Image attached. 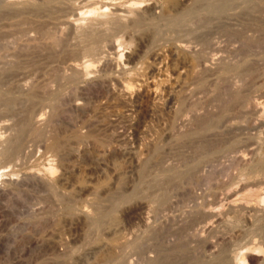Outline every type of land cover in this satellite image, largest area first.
Listing matches in <instances>:
<instances>
[{
	"label": "rangeland",
	"instance_id": "rangeland-1",
	"mask_svg": "<svg viewBox=\"0 0 264 264\" xmlns=\"http://www.w3.org/2000/svg\"><path fill=\"white\" fill-rule=\"evenodd\" d=\"M11 1L0 2V141L19 149L0 155V264H112L114 253L181 264L196 235L264 258V224L229 213L225 197L257 203L258 190L264 205V164L253 173L264 154V0ZM182 43L190 49L176 56ZM73 62L87 70L74 74ZM48 169L55 186L41 182Z\"/></svg>",
	"mask_w": 264,
	"mask_h": 264
},
{
	"label": "bare ground",
	"instance_id": "bare-ground-1",
	"mask_svg": "<svg viewBox=\"0 0 264 264\" xmlns=\"http://www.w3.org/2000/svg\"><path fill=\"white\" fill-rule=\"evenodd\" d=\"M25 1V0H24ZM23 1V2H24ZM27 1V0H26ZM25 1V2H26ZM34 1V0H33ZM32 1V2H33ZM64 1V0H63ZM66 1H68V0H66ZM73 1V0H72ZM167 4L166 5H168V6H170V7H172L171 5H173V0H164ZM207 1V0H206ZM0 2H1V0H0ZM17 2V0L14 2V1H11V2H9V5L12 3V5H14L13 3H16ZM29 2H31V1H29L28 0V3ZM37 2V1H36ZM35 2V3H36ZM40 1L38 0V3H39ZM51 2V1H50ZM69 2V1H68ZM74 2H75V0H74ZM74 2H71L72 4L74 3ZM175 2V1H174ZM18 3V2H17ZM16 3V4H17ZM22 2H20L19 4H21ZM34 3V2H33ZM41 3V2H40ZM42 3H43V1H42ZM132 3V2H131ZM18 4V5H19ZM22 4H24V3H22ZM71 4V5H72ZM137 4V3H136ZM150 4V3H149ZM199 4V3H198ZM27 5H30V4H27ZM34 5V4H33ZM68 5V4H67ZM192 5H194L193 3H192ZM195 5H197V4H195ZM24 6V5H23ZM34 6H36V5H34ZM41 6H42V4H41ZM134 6V5H133ZM133 6L132 7H130L129 8V12H131V11H133L134 10V8H133ZM136 6V5H135ZM37 7H40V4H39V6H38V4H37V6L36 7H34V8H37ZM137 7V6H136ZM149 7V9H151V10H153V9H155L156 8V5L155 4H151V5H149L148 6ZM165 7V6H164ZM174 7V6H173ZM202 7H203V5H202ZM250 7V6H249ZM138 8H141L139 5H138ZM143 8H145V10H146V7H143ZM167 8H169V7H167ZM197 8V7H196ZM199 8V7H198ZM38 9V8H37ZM50 9V8H49ZM244 9V8H243ZM41 10V9H40ZM139 10V9H138ZM148 10V9H147ZM172 10V9H171ZM28 11V10H27ZM120 11V10H119ZM149 11V10H148ZM157 11V10H156ZM19 12V11H18ZM45 12V11H44ZM118 12V11H117ZM152 12V11H151ZM171 12V11H170ZM191 12V11H190ZM244 12V11H243ZM6 13V12H5ZM41 13V12H40ZM89 13H90V15H94V16H97V15H99V13L97 12V9L95 8H93V9H91V10H89ZM88 13V14H89ZM165 13H166V11H165ZM165 13H163L162 15H166ZM168 13V12H167ZM240 13V12H239ZM24 14V13H23ZM28 14V13H27ZM81 14H83V13H81ZM80 14V15H81ZM102 14H104V13H102ZM7 15H9V14H7ZM39 15V14H38ZM123 15V14H122ZM134 15H135V13H134ZM170 14H168L167 16H169ZM183 15V14H182ZM184 15H185V13H184ZM183 15V16H184ZM12 16V15H11ZM89 16V15H88ZM116 16V15H115ZM126 16V15H125ZM166 16V17H167ZM173 16V15H172ZM211 16V15H210ZM80 17V16H79ZM90 17V16H89ZM136 17V16H135ZM166 17H164V18H166ZM188 17V16H187ZM240 17V16H239ZM81 18H82V16H81ZM95 17H93V19H94ZM156 18V17H155ZM161 18V17H160ZM159 18V19H160ZM176 18V17H175ZM183 18V17H182ZM243 18V17H242ZM241 18V19H242ZM126 19V18H125ZM171 19V18H170ZM202 19V18H201ZM26 20V19H25ZM81 20V19H80ZM119 20V19H118ZM95 21V20H94ZM117 21V20H116ZM172 21H173V19H172ZM175 21V20H174ZM64 22V21H63ZM107 22V21H106ZM117 22H119V21H117ZM135 22L137 23V22H142V18H140V16L135 20ZM179 22H181V21H179ZM182 22H184V21H182ZM65 23H72L73 24V22L71 21V20H68V21H66ZM109 23H110V21H109ZM116 23V22H115ZM124 23V22H123ZM173 23V22H172ZM16 24V23H15ZM68 24V25H69ZM71 24V25H72ZM76 24V23H75ZM111 24V23H110ZM165 24V23H164ZM74 25V24H73ZM77 25V24H76ZM81 25V24H80ZM104 25H106V24H104ZM170 25V24H169ZM103 26V25H102ZM250 26V25H249ZM77 27V26H76ZM80 27V26H79ZM79 27H77V28H79ZM81 27H82V25H81ZM218 27V26H217ZM253 27V26H252ZM83 29V28H82ZM115 29V28H114ZM184 29V28H183ZM94 31V30H93ZM147 33V32H146ZM205 33V32H204ZM203 33V34H204ZM86 34V33H85ZM169 34V33H168ZM86 36L90 39V43L88 44V46H86V48H85V50L86 51H88V52H91V54H92V52H94V50H95V48H97V47H95V42H96V39H97V35H96V33L95 32H87V34H86ZM87 38V39H88ZM113 38V37H112ZM203 38V37H202ZM27 39V38H26ZM58 39V38H57ZM182 39V38H181ZM55 40V39H54ZM139 40V39H138ZM206 40V39H205ZM27 41V40H26ZM183 41V40H182ZM57 42V41H56ZM120 42V41H119ZM49 43V42H48ZM184 43V42H183ZM176 44V45H174L173 46V51H174V54L177 56V55H179V54H181V53H183V52H185L187 49H188V47L187 46H185L184 44ZM110 44H112V43H110ZM133 44V43H132ZM188 44V43H187ZM186 44V45H187ZM212 44V43H211ZM97 45V44H96ZM100 45V44H99ZM112 47H113V45H112ZM133 47V46H132ZM135 47V46H134ZM73 48V47H72ZM190 49V48H189ZM188 49V50H189ZM172 51V52H173ZM68 52V51H67ZM112 52V51H111ZM88 55V54H87ZM102 56V55H101ZM98 57V56H97ZM106 57V56H105ZM95 58V57H94ZM108 58V57H107ZM106 58V59H107ZM113 58V57H112ZM152 58H153V60L154 61H157V60H159V55L158 54H153V56H152ZM204 58V57H203ZM92 59V58H91ZM111 59V58H110ZM104 60V59H103ZM108 60V59H107ZM93 61V60H92ZM113 60H110V61H108V63L110 64H112L113 62H112ZM105 62V61H104ZM100 63V62H99ZM198 63V62H197ZM201 63H203V62H201ZM11 64V63H10ZM107 64V63H106ZM108 65V64H107ZM113 65V64H112ZM149 65V64H148ZM159 65H160V63H159ZM202 65V64H201ZM6 66V65H5ZM69 66V65H68ZM70 66H71V69H73L74 71H73V73L75 74V72H77L79 69H81V70H84V68H86V66H84L83 68H80L79 66H77L76 64H74V62H73V64L71 65L70 64ZM96 66V65H95ZM111 66V65H110ZM127 66V65H126ZM15 67V66H14ZM141 67V66H140ZM202 67L204 68V67H206V65L205 64H203L202 65ZM93 68V67H92ZM147 69H145V71H143V72H145V75H147V76H149V75H151L156 69H158L157 68V66L155 67L154 66V64L153 65H150V66H147L146 67ZM209 68V67H208ZM8 69V68H7ZM68 69V68H67ZM70 69V68H69ZM86 70H87V68H86ZM201 70V69H200ZM7 71V70H6ZM85 71V70H84ZM135 71V70H134ZM197 71V70H196ZM8 73V72H7ZM80 72H78V73H76L77 75L79 74ZM83 73V72H82ZM93 73H95V72H93ZM137 73V72H136ZM140 73V72H139ZM197 73V72H196ZM85 75H86V73H84ZM119 75H121V74H119ZM123 75V74H122ZM135 74H133V76H134ZM139 75V74H138ZM197 75V74H196ZM201 75V74H200ZM3 76H5V75H3ZM64 76V75H63ZM82 76H83V74H82ZM79 78H81L80 76H78ZM123 77V76H122ZM121 77V78H122ZM143 77H144V75H143ZM71 78V77H70ZM85 78V77H84ZM113 78V77H112ZM118 78V77H117ZM117 78H115L114 80H115V82L117 83V84H120L121 85V93L123 92L124 93V96L126 95V94H132V93H135V92H133L132 91V89H131V87H130V80H129V83H127V85H123V84H121L120 82V79L118 80ZM145 78V77H144ZM111 79V78H110ZM139 79V78H138ZM79 80V79H78ZM98 80V79H97ZM114 80H112V81H114ZM122 80V79H121ZM134 80V79H133ZM140 80V79H139ZM138 80V81H139ZM111 81V80H110ZM109 81V82H110ZM138 81H137V79H136V82L138 83ZM143 81H144V79H143ZM146 81V80H145ZM66 82V81H65ZM124 82V81H123ZM140 82H142V80L140 81ZM148 83H150V82H148ZM153 83V82H152ZM151 83V84H152ZM81 84V83H80ZM89 84V83H88ZM97 84V83H96ZM126 84V83H125ZM141 84H145V83H141ZM140 84V85H141ZM155 84H157V83H155ZM154 84V85H155ZM29 85V84H28ZM92 85H94L95 86V84H92ZM153 85V86H154ZM158 85V84H157ZM157 85H155L156 86V88L158 87ZM101 86V85H100ZM106 87V86H105ZM137 87V86H136ZM149 88H150V85L148 86ZM232 87V86H231ZM260 87V86H259ZM116 88V87H115ZM144 88V87H143ZM152 88V89H151ZM150 88V90L152 91V92H154V93H156L157 91H155V88L154 87H151ZM236 89H237V87H236ZM75 90H77V87H76V89ZM111 90V89H110ZM139 90V89H138ZM119 91V92H120ZM118 92V93H119ZM153 93V94H154ZM4 94V93H3ZM109 95V94H108ZM16 97H18V96H16ZM131 97V96H130ZM13 98V97H12ZM27 98V97H26ZM15 98H13V100L12 101H15L14 100ZM17 99V98H16ZM174 98H173V96L171 95V96H169V98H168V101H172ZM231 99V98H230ZM246 99V98H245ZM8 100V99H7ZM6 100V101H7ZM241 100H243V99H241ZM11 101V100H10ZM31 101V100H30ZM244 101V100H243ZM23 102V101H22ZM235 102H236V100H235ZM264 102V101H263ZM25 103V102H24ZM27 103V102H26ZM22 104V103H21ZM248 104V103H247ZM256 104V103H255ZM242 105V104H241ZM246 105V104H245ZM257 105V104H256ZM256 105H251V108H253L254 109V111H252V112H255L256 113V111H255V109H257V106ZM4 106H6V105H4ZM8 106V105H7ZM28 106V105H27ZM53 106V105H52ZM9 107V106H8ZM249 107V106H248ZM157 108V107H156ZM10 109V108H9ZM31 109V108H30ZM152 109V108H151ZM231 109V108H230ZM253 109H251V110H253ZM248 110V109H247ZM181 111V110H180ZM30 112V111H29ZM33 112V111H32ZM155 113V112H154ZM260 113V112H259ZM243 114V113H242ZM246 114V113H245ZM29 115V114H28ZM129 115V114H128ZM234 115V114H233ZM243 116V115H242ZM254 116V115H253ZM258 118V117H257ZM242 119V118H241ZM39 120V118H36L35 119V121L37 122ZM225 120V119H224ZM223 120V121H224ZM40 121V120H39ZM38 121V122H39ZM45 121H46V119H45ZM220 121V120H219ZM238 121V120H237ZM44 123V122H43ZM223 123V122H222ZM226 123V122H225ZM248 124H249V122H248ZM32 125V124H31ZM34 125V124H33ZM36 125V124H35ZM254 125V124H253ZM201 126V125H200ZM251 126V125H250ZM215 127V126H214ZM217 127V126H216ZM232 127V126H231ZM16 128V127H15ZM229 128V127H228ZM220 131V130H219ZM218 133V132H217ZM224 133V132H223ZM1 134V133H0ZM12 134V133H11ZM39 134V133H38ZM191 134V133H190ZM189 134V135H190ZM216 134V133H215ZM44 135V134H43ZM19 136V135H18ZM41 136H42V133H41ZM257 136V135H256ZM206 138V137H205ZM247 138V137H246ZM18 140H19V138H17ZM18 140H17V142H18ZM45 140V139H44ZM249 140V139H248ZM191 141V140H190ZM239 141V140H238ZM14 142H16V140L14 141ZM14 142H12V143H14ZM22 142V141H21ZM19 143V142H18ZM18 143H17V145H15V143H14V145H12V144H10V143H8V142H6V141H4V142H1L0 141V155L1 156H5L4 158H6L7 156H9V158L10 157H12L11 155H14V153H16V151L19 149V145H18ZM238 143V142H237ZM242 143H243V141H242ZM249 143V142H248ZM189 145V144H188ZM235 145V144H234ZM237 145V144H236ZM251 145V144H250ZM248 147V146H247ZM246 147V148H247ZM252 147V146H251ZM250 147V149L247 151V152H249V154L250 153H254V149H252ZM262 147V146H261ZM48 149V148H47ZM260 149V148H259ZM23 151V150H22ZM245 151V150H244ZM256 151H258V150H256ZM21 153V152H20ZM231 157V156H230ZM258 157V156H257ZM2 158V157H1ZM244 157H242V158H240V160L241 159H243ZM250 159V158H249ZM236 160H237V158H236ZM253 160V159H252ZM234 161V160H233ZM242 161V160H241ZM245 161V160H244ZM257 161V160H256ZM231 162V161H230ZM229 162V163H230ZM242 163V162H241ZM240 163V164H241ZM233 164V163H232ZM262 164H264V154L263 155H261V158L258 160V163L256 164V166H254V168H253V173L254 172H258L259 171V167L262 165ZM198 165V164H197ZM253 165V164H252ZM241 167V166H240ZM239 167V168H240ZM251 167V166H250ZM261 169V168H260ZM246 170V169H245ZM225 171V170H224ZM251 171V172H252ZM53 169H48V170H46V172H45V174H43L44 176H43V178H42V180H41V182L43 183V184H45V185H47V186H53L55 183H56V181H57V178L55 177V175L53 174ZM165 172V171H164ZM166 172H167V170H166ZM172 172V171H171ZM183 172V171H182ZM229 172H230V170H229ZM228 172V173H229ZM243 172H244V170H243ZM169 173V172H168ZM175 173V172H174ZM185 173V172H184ZM183 173V174H184ZM252 173V174H253ZM56 174V173H55ZM166 174V173H165ZM241 174V173H240ZM258 174V173H257ZM260 174V177L258 176H256L257 177V179L258 180H256V182H258V184L259 183H261L262 185H263V183H264V170H262V172L261 173H259ZM180 175L181 174H179V176L178 177H180ZM225 175V174H224ZM166 176V175H165ZM247 177V176H246ZM255 177V178H256ZM175 178H177L176 176H175ZM240 178H241V176H240ZM239 178V179H240ZM254 178V179H255ZM156 179V178H155ZM168 179H170L171 180V177L169 178L168 177ZM173 179V178H172ZM243 178H241V180H242ZM169 180V181H170ZM237 180V179H236ZM173 181V180H172ZM250 181V180H249ZM174 182V181H173ZM208 182V181H207ZM236 182V181H235ZM251 182V181H250ZM252 183V182H251ZM148 184V183H147ZM233 184V183H232ZM257 184V185H258ZM216 185V184H215ZM251 185V184H250ZM253 185V184H252ZM256 184H255V187L257 186ZM261 185V186H262ZM55 186V185H54ZM243 186V185H242ZM247 186H249V185H247ZM241 187V186H240ZM244 187H245V185H244ZM258 187H260L259 185H258ZM245 188H248V187H245ZM253 188H254V186H253ZM237 189V188H236ZM240 189H242V188H240ZM251 189H252V187H251ZM238 190V189H237ZM229 191H230V189H229ZM233 191V190H232ZM255 192H254V201L255 200H257V201H255V202H257V203H251V201L249 202V203H247V202H237L236 201V199H233L232 198V192L229 194H225L226 196V199H228V203H227V206H228V212L230 213V212H233V213H239V212H242L243 213V216H245V219L247 220V221H249L250 223H253L254 221L257 223H259L260 225H263L264 224V205L262 206V205H259V202H258V200L260 199V200H262L261 199V192L260 191H256V190H254ZM234 193V192H233ZM238 192H236L235 193V195L237 194ZM240 193H241V191H240ZM144 195V194H143ZM234 195V196H235ZM249 195V194H248ZM251 196V195H250ZM148 197V196H147ZM224 197V198H225ZM253 197V196H252ZM246 199H248V201H249V197H245ZM215 200H216V198H215ZM251 200H252V198H251ZM141 201V200H140ZM253 201V200H252ZM264 201V200H263ZM220 202V201H219ZM209 203V202H208ZM207 203V204H208ZM218 203V202H217ZM211 204V203H210ZM205 206H207V205H205ZM207 208H208V206H207ZM193 211V210H192ZM219 212V211H218ZM224 212V211H223ZM222 212V213H223ZM202 213L206 216V217H208V219L210 218L211 220H212V222H218V220L220 219V217L221 216H219V213H217V211H215V210H213V209H208V210H203L202 211ZM226 214V213H225ZM90 216V215H89ZM88 216V217H89ZM236 217V216H235ZM210 220V221H211ZM237 220V219H236ZM242 220V219H241ZM91 221V220H90ZM94 221V220H93ZM92 221V222H93ZM235 221V220H234ZM253 221V222H252ZM98 222V221H97ZM96 222V223H97ZM224 222V221H223ZM228 222V221H227ZM244 223H247L246 221H243ZM248 222V223H249ZM254 222V224H256ZM95 223V222H94ZM96 223L95 224H93V225H96ZM100 223V222H99ZM143 223H144V225L147 227V223L146 222H144L143 221ZM229 223V222H228ZM249 223V224H250ZM257 223V224H258ZM91 224V223H90ZM101 224H103V223H101ZM212 224V223H211ZM220 224V223H219ZM231 224V223H230ZM258 224V225H259ZM215 225V224H214ZM231 225H235V224H231ZM258 225H254V226H256V227H258ZM98 226H99V224H98ZM101 226V225H100ZM99 226V227H100ZM103 226V225H102ZM149 226V225H148ZM216 226V225H215ZM214 226V227H215ZM224 226H225V224H224ZM252 226V225H251ZM94 227H96V226H94ZM99 227H97V228H99ZM145 227V228H146ZM212 226L210 225V224H206L205 226H203L202 228H203V232L204 231H208L210 228H211ZM227 227H230L229 225L227 226ZM263 228V227H262ZM149 229H150V227H149ZM232 229V228H231ZM234 230L236 229V227L235 228H233ZM253 229V228H252ZM259 229V228H258ZM230 230V229H229ZM233 230V231H234ZM251 230V229H250ZM96 231V230H95ZM211 231V230H210ZM212 231H213V229H212ZM148 232V231H147ZM230 232V231H229ZM228 232V233H229ZM238 232V231H237ZM262 232V231H261ZM145 233V232H144ZM227 234V233H226ZM250 234H251V231H250ZM260 234V233H259ZM142 235V234H141ZM225 235V234H224ZM99 236V234L96 236V237H98ZM143 236V235H142ZM146 236V235H145ZM205 236H206V234H205ZM218 236V235H217ZM220 236H221V234H220ZM227 236V235H226ZM230 236V235H229ZM115 237V236H114ZM139 237V236H138ZM196 237H197V240H201V245H198V246H196L195 248H193L192 249V255H190V256H192L191 258L188 256L187 258H186V260L184 259L183 260V262L181 263V264H261L262 262L264 263V258H260V257H262V256H255L254 254H252V253H249V252H246L245 253V251H243L242 249H240V250H242L243 252H241V253H243V254H241L240 255V252H239V257H237V251H236V253H234V251H232V246H231V244L228 246V242L229 241H225V240H227V239H229V238H227V239H224V237H220V238H217V239H220V241L218 242V243H215L214 241H211V240H207V239H204V238H200L201 236H198V235H196ZM216 237V236H215ZM219 237V236H218ZM263 237V236H262ZM118 238V237H117ZM116 238V239H117ZM264 238V237H263ZM95 239V238H94ZM116 239H112L113 240V242H111V244L112 243H114V244H112L113 245V247H115V248H117V247H119L120 246V244H119V246L117 245V243H115V241H118V240H116ZM126 239V238H125ZM111 240V241H112ZM130 240V239H129ZM188 240V239H187ZM120 241V240H119ZM217 241V240H216ZM255 241V240H254ZM130 242L131 241H129L128 242V239H126V240H124V241H122V243H121V245L122 246H126L127 244H130ZM199 242V241H198ZM197 242V243H198ZM263 242V241H262ZM98 243V242H97ZM134 243V242H133ZM196 243V244H197ZM252 243H253V241H252ZM255 244V243H254ZM253 244V245H254ZM116 245H117V247H116ZM256 245V244H255ZM122 246H121V248H122ZM129 246V245H128ZM130 246H131V244H130ZM200 246V247H199ZM231 246V247H230ZM241 246V245H240ZM113 247H111L112 249H113ZM229 247H230V249H229ZM249 247H252V246H249ZM248 247V248H249ZM257 247V246H256ZM120 248V247H119ZM118 248V249H119ZM139 248V247H138ZM179 248V247H178ZM238 248H240V247H238ZM124 249V248H123ZM128 249H129V247H128ZM133 248H131V250H132ZM234 249V248H233ZM245 249H247V248H245ZM137 250V249H136ZM201 250H203V252L204 251H208V255L206 254V255H204V257H202V256H198L197 255V253H201L202 251ZM249 250V249H248ZM247 250V251H248ZM263 250V249H262ZM110 251V250H109ZM114 251V250H113ZM188 251V250H187ZM250 251V250H249ZM110 252H112V251H110ZM109 252V253H110ZM114 252H116V250L114 251ZM119 251H117V253H118ZM124 252V251H123ZM191 252V251H190ZM146 253V252H145ZM195 253H196V255H195ZM207 253V252H206ZM120 254V253H119ZM126 254V253H125ZM129 254V253H128ZM128 254L126 255V256H128ZM189 254H191V253H189ZM188 254V255H189ZM262 254H264V253H262ZM122 255V254H121ZM120 256V255H119ZM111 258V257H110ZM123 258V257H122ZM126 258L127 257H125L124 256V258L123 259H120V257H118L115 253L113 254V256H112V258H111V262H112V264H132V262H129V260H128V262L126 261ZM148 258V257H147ZM110 264V263H109Z\"/></svg>",
	"mask_w": 264,
	"mask_h": 264
}]
</instances>
